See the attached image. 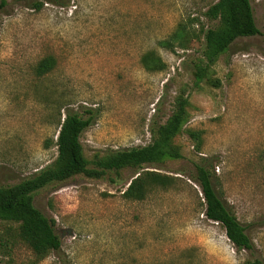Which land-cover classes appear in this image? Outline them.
<instances>
[{
  "label": "rangeland",
  "instance_id": "374dc122",
  "mask_svg": "<svg viewBox=\"0 0 264 264\" xmlns=\"http://www.w3.org/2000/svg\"><path fill=\"white\" fill-rule=\"evenodd\" d=\"M0 0V187L9 188L54 164L61 119L68 110L91 119L81 143L93 162L110 151L146 147L176 98H189L185 129L201 131L202 153L183 132V159L143 171L175 177L153 183L144 199L124 193L143 172L124 169L100 178L77 175L39 191L35 207L49 220L61 249L38 262L19 237V224L0 220V264H245L264 261V39L238 40L195 85L202 37L186 51H168L181 21L215 28L204 14L218 0ZM264 34V0H251ZM155 50L166 69L147 71ZM53 58L55 68L38 76ZM216 160L214 184L254 241L238 251L220 223L205 216L196 163Z\"/></svg>",
  "mask_w": 264,
  "mask_h": 264
},
{
  "label": "trees",
  "instance_id": "16d2710c",
  "mask_svg": "<svg viewBox=\"0 0 264 264\" xmlns=\"http://www.w3.org/2000/svg\"><path fill=\"white\" fill-rule=\"evenodd\" d=\"M47 1L55 4L59 2ZM33 2L37 10L44 6L40 1ZM204 16L209 21L218 22V25L207 30L202 28L197 32L195 24L199 19L181 21L168 38L158 41L160 47L176 52L177 49L189 50L192 43L202 37L201 57L195 64L193 72L196 86L205 80L217 84V80L210 79L211 70L220 57L238 40L256 36H262L264 39V34L257 26L251 0H218ZM141 62L149 72H161L166 69V64L155 50L146 53ZM55 65L53 58H46L39 63L36 73L40 77L45 76L55 68ZM188 105L189 98L184 93L180 94L167 122L152 128L153 140L150 145L110 151L97 156L93 162L85 158L81 143L82 135L91 126L92 120L84 119L79 113L68 110L64 120L61 119L56 143L58 157L54 164L15 186L0 187V220L19 224V237L34 251L38 262L44 260L49 253L59 251L61 241L54 229L55 222L49 220L35 207V195L51 184L67 181L77 175L100 179L106 172H120L128 168L143 171L168 160L183 159L181 149L175 144V139L183 132L195 142V150L202 153V132L185 129L188 122ZM195 167L197 172L195 182L203 192L207 219L223 226L227 237L238 251L255 250L254 241L216 189L214 184L216 160L204 157ZM175 181V177L143 171L132 181L123 195L127 199L142 200L146 196L149 184L168 188ZM245 264H264V261L255 259Z\"/></svg>",
  "mask_w": 264,
  "mask_h": 264
}]
</instances>
